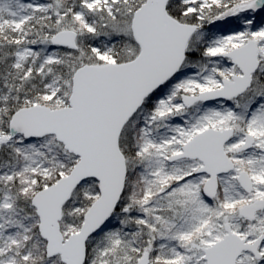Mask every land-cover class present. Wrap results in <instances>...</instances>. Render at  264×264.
I'll use <instances>...</instances> for the list:
<instances>
[{
  "label": "snow or ice",
  "instance_id": "snow-or-ice-1",
  "mask_svg": "<svg viewBox=\"0 0 264 264\" xmlns=\"http://www.w3.org/2000/svg\"><path fill=\"white\" fill-rule=\"evenodd\" d=\"M0 264H264V0H0Z\"/></svg>",
  "mask_w": 264,
  "mask_h": 264
}]
</instances>
